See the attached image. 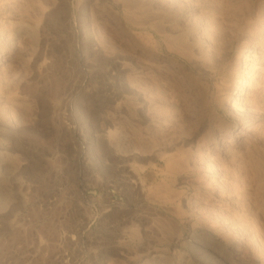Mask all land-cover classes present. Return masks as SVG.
<instances>
[{
	"label": "rangeland",
	"instance_id": "374dc122",
	"mask_svg": "<svg viewBox=\"0 0 264 264\" xmlns=\"http://www.w3.org/2000/svg\"><path fill=\"white\" fill-rule=\"evenodd\" d=\"M0 264H264V0H0Z\"/></svg>",
	"mask_w": 264,
	"mask_h": 264
},
{
	"label": "bare ground",
	"instance_id": "6f19581e",
	"mask_svg": "<svg viewBox=\"0 0 264 264\" xmlns=\"http://www.w3.org/2000/svg\"><path fill=\"white\" fill-rule=\"evenodd\" d=\"M259 45H260V42H259ZM245 72H247V74H249V75H246V78H247V80L248 81H250V80H252L254 77H255V72H256V69L255 68H253V66L252 67H248L246 70H245ZM246 81V80H245ZM242 89H240V91L241 92H245V86H244V88H243V86L241 87ZM240 97L239 96H237V95H235L234 96V99H239ZM240 131H241V129H240ZM230 134V133H229ZM226 135H228V133H226ZM231 136H233V138H234V136H236V133H232V134H230ZM235 144H237V145H240V143H238V142H236ZM227 152H228V149H227Z\"/></svg>",
	"mask_w": 264,
	"mask_h": 264
}]
</instances>
